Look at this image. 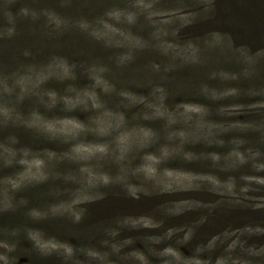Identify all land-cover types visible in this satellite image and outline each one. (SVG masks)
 Instances as JSON below:
<instances>
[{
    "label": "clouds",
    "instance_id": "9594fccd",
    "mask_svg": "<svg viewBox=\"0 0 264 264\" xmlns=\"http://www.w3.org/2000/svg\"><path fill=\"white\" fill-rule=\"evenodd\" d=\"M71 5L72 0H61V7ZM214 9L215 0H115L99 17L75 21L55 10L21 9L24 18L45 17L58 33L76 28L105 47L120 50L117 68L133 65L137 54L147 51L159 53L165 62L146 66L151 78L136 85L146 88V93L119 88L109 79L111 69L101 63L87 67L90 83L79 87L77 65L61 56H53L43 66L0 71V128L35 130L37 141L67 146L55 151L21 146L15 135L0 139V214L27 209L29 222L12 229L0 226V264H19L22 236L31 244L27 254L56 256L62 264H154V260L157 264H264V224L241 226L226 238L215 233L200 238L221 201H241L243 209L251 203L250 197L264 200V48L253 52L237 47L219 31L183 42L178 39L201 19H209ZM5 14L10 26L0 28V39L17 34L16 18ZM141 25L148 29L147 37L133 30ZM233 48L244 67L217 68L210 79L238 86L221 89L200 84L207 103L172 104L171 91L156 82L178 68L204 65L211 53L219 50L226 55ZM253 78L261 85L258 89L255 82L245 84ZM52 80L72 83L62 95L44 88ZM111 96L118 97L119 108L105 100ZM30 97L50 112L89 113L88 120L75 115L49 117L39 110L26 117L19 105ZM156 122H162V130L151 126ZM201 147L205 150H196ZM65 164L73 167L63 171ZM41 186H48L50 202L29 207L30 200L22 193ZM112 188H121L133 201L159 203L151 215H124L115 226L103 228L99 246L75 247L30 226L59 219L82 224L86 206L108 199L107 190ZM247 211L264 215V204ZM185 216L195 219L169 223ZM128 230L144 233L147 252L135 247L136 239L126 234ZM185 247L191 256L181 250Z\"/></svg>",
    "mask_w": 264,
    "mask_h": 264
},
{
    "label": "rangeland",
    "instance_id": "374dc122",
    "mask_svg": "<svg viewBox=\"0 0 264 264\" xmlns=\"http://www.w3.org/2000/svg\"><path fill=\"white\" fill-rule=\"evenodd\" d=\"M114 2L115 0H72V5L65 8L61 7V0H15V2L10 4L7 3V0H0V28L10 26L6 12H10L17 21L16 36L10 39L7 37L0 39V71L13 72L26 65L43 66L51 62L53 56H61L67 58L70 63L77 65L78 80L75 83L79 87H86L90 83L85 74L87 67L94 63H101L111 69L109 79L116 83L119 88H132L134 91L146 93V88L137 87L136 85L151 78L146 67L148 64L153 61L165 62V58L159 53L154 51L138 53L136 62L133 65L120 69L115 65V57L120 50L107 48L103 43L97 42L76 28L58 33L54 28L48 26L47 20L43 16L39 20H32L30 17L24 18L20 15L21 9L28 7L36 11L44 9L55 10L73 21L81 18L93 20L102 15ZM223 10L224 7L221 11ZM222 15L223 13H219L215 8L209 19H201L194 27L183 32L178 39L183 42L213 31H219L226 38L230 37L233 44L237 47H246L252 49L253 52L264 48L262 40H256L254 37L252 38V35L246 34L249 31L240 32L226 25ZM133 30L145 37L149 34L148 29L143 25ZM25 52H30L31 55L25 56ZM220 67L229 71L241 70L244 67L242 58L239 57L235 48L226 55L219 50L211 53L208 55L207 62L204 65L178 68L166 80L156 78V82L165 84L171 91L172 96L169 102L172 104L185 100L207 103L208 101L200 95V84L208 83L210 86L221 89L228 86H238L235 84L225 85L219 79H210L211 72ZM254 82L258 89L261 85L256 78H253V81H246L245 84L251 86ZM68 83L72 82L60 83L52 80L44 88L56 90L63 95L66 92ZM105 100L117 108L120 107V101L116 96L105 97ZM19 108L26 114V117L33 110H39L49 117L75 115L85 122H87L89 116V113L83 111L67 113L56 109L50 112L35 97L26 99L22 105H19ZM128 114L130 118L133 115L132 112ZM241 119L243 120L244 118L241 117ZM151 126L162 130V122H156ZM11 135L19 138L21 146L46 147L55 151H63L67 147L58 142L49 143L46 139L37 141L36 137L39 134L35 130L11 126L6 130L0 128V139ZM196 150L202 151L205 149L201 147ZM72 167V165L65 164L61 170L68 171ZM107 191L109 193L108 199L86 206L87 216L82 224L76 225L70 219H59L30 226L38 227L49 235H54L73 244L75 247L85 244L99 246L100 241L104 238L103 228L115 226L116 220L124 215H151L159 203L157 200L149 199H142L138 202L133 201L126 198V193L121 188H112ZM22 195L30 200L29 207H44L51 200L48 186L28 188ZM249 200L251 203L244 204L243 209L240 208L243 203L241 201H221L220 207L210 217V223L205 227L200 238L203 239L212 233L221 238H226V236L231 235L233 231L241 226L254 222L264 224V215L259 213L252 215L247 211V209L255 208L257 204H264V200L257 197H250ZM224 204H227L228 208H224ZM26 211L27 209H21L17 212L0 214V226L12 229L18 224L29 223L24 214ZM194 219L195 217L193 216H185L170 220L169 223L181 225L191 223ZM126 234L136 239L135 247L142 251H148L142 242L143 232L128 230ZM26 249H31V244L22 236L21 251L18 254L19 264H62L56 256L41 258L34 253L31 255L27 254ZM181 250L185 255H192L190 248L185 247ZM154 264H157L155 260Z\"/></svg>",
    "mask_w": 264,
    "mask_h": 264
},
{
    "label": "trees",
    "instance_id": "16d2710c",
    "mask_svg": "<svg viewBox=\"0 0 264 264\" xmlns=\"http://www.w3.org/2000/svg\"><path fill=\"white\" fill-rule=\"evenodd\" d=\"M215 8L226 25L264 42V0H215Z\"/></svg>",
    "mask_w": 264,
    "mask_h": 264
}]
</instances>
